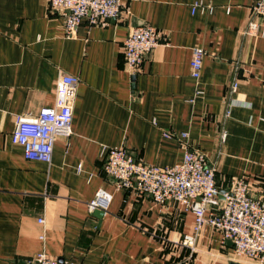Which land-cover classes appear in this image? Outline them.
Wrapping results in <instances>:
<instances>
[{
  "label": "crops",
  "instance_id": "crops-1",
  "mask_svg": "<svg viewBox=\"0 0 264 264\" xmlns=\"http://www.w3.org/2000/svg\"><path fill=\"white\" fill-rule=\"evenodd\" d=\"M123 2L119 16L83 22L69 38L45 0H0V264L40 252L80 264L175 263L168 243L191 234L192 213L116 188L101 146L160 167L179 162L186 147L199 150L215 160L219 190L243 176L251 195L264 196V32L242 34L253 0ZM145 23L162 36L133 72L122 41ZM195 46L205 50L198 80L189 73ZM59 71L77 78L71 133L55 137L49 163L28 160L11 142L15 118L52 104ZM99 188L110 194L100 218L88 208ZM190 259L257 264L209 226Z\"/></svg>",
  "mask_w": 264,
  "mask_h": 264
},
{
  "label": "built area",
  "instance_id": "built-area-1",
  "mask_svg": "<svg viewBox=\"0 0 264 264\" xmlns=\"http://www.w3.org/2000/svg\"><path fill=\"white\" fill-rule=\"evenodd\" d=\"M45 1L50 10L61 17L64 35L69 38L76 36L81 23L86 22L91 26L114 19L124 7L123 0ZM199 5L194 3L191 10ZM261 32H264V0H253L242 34L252 36ZM161 36V31L146 23L131 27L122 41L126 67L135 72L147 54L159 44ZM204 55V48H192L189 73L194 80L201 75ZM239 64V61H234L235 71ZM228 86L227 89L233 92L238 83L231 80ZM76 87L75 76L59 71L52 104L40 107L33 116L30 113L16 116L11 142L22 148L26 159L49 163L55 137L62 135L67 138L70 135ZM224 116H230L229 109L225 110ZM163 134L165 137L173 136L171 132ZM179 135L184 138L187 134ZM225 135L222 130L221 140ZM100 155L103 171L116 188L138 195L146 194L157 204L174 202L183 211L192 213L191 234L168 243L171 253L176 256L172 264H191L197 236L206 226L220 232L222 243L227 240L232 243L235 256L264 264V196L251 195L243 176L231 178L228 186L219 190L215 160L209 159L202 151L187 147L179 162L165 167L144 162L123 146H101ZM77 170L80 171V166ZM109 200L110 194L99 188L94 199L88 203V208L90 211L105 210ZM38 222L43 220L40 218ZM163 241L166 242L165 239ZM184 248L188 254L180 256ZM26 264L80 263L61 262L40 252L27 260Z\"/></svg>",
  "mask_w": 264,
  "mask_h": 264
},
{
  "label": "water",
  "instance_id": "water-1",
  "mask_svg": "<svg viewBox=\"0 0 264 264\" xmlns=\"http://www.w3.org/2000/svg\"><path fill=\"white\" fill-rule=\"evenodd\" d=\"M93 213H94L96 216H98L99 218L103 215V212H102L101 210H99V209L94 210Z\"/></svg>",
  "mask_w": 264,
  "mask_h": 264
}]
</instances>
